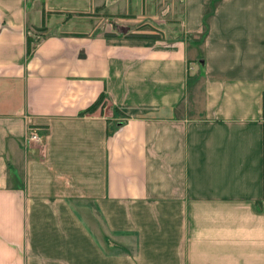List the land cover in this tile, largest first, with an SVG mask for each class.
<instances>
[{
    "label": "crops",
    "instance_id": "crops-1",
    "mask_svg": "<svg viewBox=\"0 0 264 264\" xmlns=\"http://www.w3.org/2000/svg\"><path fill=\"white\" fill-rule=\"evenodd\" d=\"M65 9L0 0V264H264V0Z\"/></svg>",
    "mask_w": 264,
    "mask_h": 264
},
{
    "label": "rangeland",
    "instance_id": "rangeland-1",
    "mask_svg": "<svg viewBox=\"0 0 264 264\" xmlns=\"http://www.w3.org/2000/svg\"><path fill=\"white\" fill-rule=\"evenodd\" d=\"M87 1L88 0H38V2H40V3H45L46 5H47V7H50V8H53V9H60V10H62V12L64 13V14H67L68 12L66 11V9L65 8H70V7H73V6H78V5H86L87 4ZM86 7H81L80 8V10L79 11H72V13H74L76 16V18H81V17H86V15H88L86 12V9H85ZM74 10V9H73ZM82 10H85V11H82ZM68 15V14H67ZM76 18H73L72 20L73 21H78V19H76ZM110 19V21H111V23H110V25L112 24V22H114V21H116V22H118V23H121V24H127V23H124V22H121V21H119V20H116V19H114V18H112V17H109ZM76 19V20H75ZM52 21H53V18L52 17H49L48 18V23L49 24H51L52 23ZM127 25H129V24H127ZM160 27V26H159ZM135 27H133V29H134ZM161 28V27H160ZM112 31H114L115 33H117L114 29H112V27L110 28ZM130 29H132V27H130V25H129V30ZM129 30H127V31H129ZM126 31V32H127ZM125 32V33H126ZM37 38L38 37H35L34 36V40H33V42L31 43V45H33L34 43H35V41L37 40ZM195 63H196V65H198V63H197V61H195Z\"/></svg>",
    "mask_w": 264,
    "mask_h": 264
},
{
    "label": "trees",
    "instance_id": "trees-1",
    "mask_svg": "<svg viewBox=\"0 0 264 264\" xmlns=\"http://www.w3.org/2000/svg\"><path fill=\"white\" fill-rule=\"evenodd\" d=\"M105 34H115L114 31H110V32H106ZM125 36H129V37H139V38H157L158 37V33L157 32H152V31H127L126 33H124ZM34 40L32 35H26L25 36V53L29 54L30 50L32 49V45L31 42ZM264 95V93H263ZM103 93L100 92L96 98L91 101L88 105H86L84 108L79 110V113H83L86 111H91L94 108H96L99 104L102 103L103 100Z\"/></svg>",
    "mask_w": 264,
    "mask_h": 264
},
{
    "label": "built area",
    "instance_id": "built-area-1",
    "mask_svg": "<svg viewBox=\"0 0 264 264\" xmlns=\"http://www.w3.org/2000/svg\"><path fill=\"white\" fill-rule=\"evenodd\" d=\"M41 140V135L38 134L32 126L29 127V130L26 134V141L29 143H39ZM29 143V144H30Z\"/></svg>",
    "mask_w": 264,
    "mask_h": 264
},
{
    "label": "water",
    "instance_id": "water-1",
    "mask_svg": "<svg viewBox=\"0 0 264 264\" xmlns=\"http://www.w3.org/2000/svg\"><path fill=\"white\" fill-rule=\"evenodd\" d=\"M111 27L119 34H124L127 30H129V25L121 24L116 21L112 22Z\"/></svg>",
    "mask_w": 264,
    "mask_h": 264
}]
</instances>
